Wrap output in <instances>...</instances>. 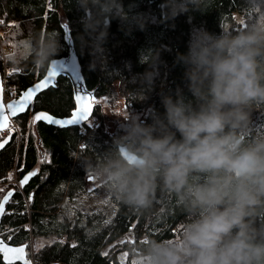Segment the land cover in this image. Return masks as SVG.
<instances>
[{
	"label": "trees",
	"instance_id": "1",
	"mask_svg": "<svg viewBox=\"0 0 264 264\" xmlns=\"http://www.w3.org/2000/svg\"><path fill=\"white\" fill-rule=\"evenodd\" d=\"M121 2L129 19H112L106 42L96 49L84 31L85 14L76 0H0V71L11 83L10 98L48 68L32 64L27 42L56 32L61 48L55 58L62 57L68 53L65 30L69 29L87 88L101 99L93 107V124L61 128L33 123L37 111L68 116L75 108L72 84L60 76L56 86L38 95L27 112L14 119L17 129L0 151V182L8 181L14 168L20 180L39 166L25 188L16 183L0 186V200L7 189H15L0 236L13 245L28 244L33 237L50 240L33 253L35 264H124L122 251L132 264L131 256L149 239L179 238L189 217L172 193L158 189L153 206L137 212L112 196L103 182L89 188L88 177H96L87 173V162L95 163L113 147L115 139L125 134L131 115L151 125L155 114L165 113L164 96L175 99L182 90L186 99L194 100L185 79L186 66L178 55L187 53L195 30L219 35L223 28L235 33L264 16V8L254 11L251 0H200L174 19L163 15L161 5L166 0ZM139 14L146 21L143 29L136 22ZM155 52L159 53L158 75L153 89L146 91L140 77L152 69L142 58L147 61ZM108 106L116 107V124L106 113ZM252 120L249 139L264 135V104L254 105ZM27 251L32 254L30 245ZM0 264H8L1 253Z\"/></svg>",
	"mask_w": 264,
	"mask_h": 264
},
{
	"label": "clouds",
	"instance_id": "2",
	"mask_svg": "<svg viewBox=\"0 0 264 264\" xmlns=\"http://www.w3.org/2000/svg\"><path fill=\"white\" fill-rule=\"evenodd\" d=\"M199 3L166 0L161 8L165 19H174ZM76 4L96 49L112 19H129L121 0ZM251 6L262 9L264 0ZM136 22L143 29L144 14ZM221 29L219 35L195 30L187 53L178 55L194 100L182 90L175 99L164 96L165 113L155 114L151 125L131 115L113 147L87 162V173L133 210L150 209L161 189L189 217L179 238L140 246L135 264H264V135L248 138L253 107L264 104V16L235 33ZM26 47L32 64L45 69L61 45L52 32L33 36ZM158 62V52L142 58L152 69L140 77L146 91L154 87Z\"/></svg>",
	"mask_w": 264,
	"mask_h": 264
},
{
	"label": "water",
	"instance_id": "3",
	"mask_svg": "<svg viewBox=\"0 0 264 264\" xmlns=\"http://www.w3.org/2000/svg\"><path fill=\"white\" fill-rule=\"evenodd\" d=\"M65 40H66V43H67V46H68V53H67V55L62 56V57H58V58H54V62L47 68L46 73L40 79L36 80L34 83H32L31 85H29L26 89L22 90L15 97H12L10 99H7L5 97V95H4V75L0 71V89H2V91H0V105L3 106L4 115H6L8 117L7 126L5 127V130L9 128L10 123H11V118L14 119V118L20 116L21 114L27 112V110L31 106L32 102L37 97V95L40 94L41 92H43L44 90H47L50 87L56 86L57 81H58V78L60 76L67 77L70 80L71 84H72L74 99H75V103H76L75 108L72 110L71 114L68 115V116H57V115H54V114H52V113H50L48 111H43V110L40 111L38 114L44 113V114L53 116L55 119H70L72 117V114L80 106L78 104L77 100H76V96H77L78 93L79 94H85V93H87V94L90 95V97H95V92L93 90H90V89L87 88L86 81H85V77H84L83 72H82L81 64H80L79 58H78V56L76 54V50H75V46H74V41H73V38H72V34H71V31L69 29H66L65 30ZM53 65H55L56 71L59 73V75H57L54 78L55 85L54 86L50 85L49 87L44 88L41 91L37 92L32 97L31 103L28 106H26V108L24 110L17 111V113L15 115H12L11 114V110H9L7 108V105L8 104H11V103H14L15 101L20 100L25 92H27L30 88H34L37 83H40L47 76L48 71L51 70V68H52ZM41 121H43V120H41ZM43 122L49 124L46 121H43ZM84 122H86V121H80L77 124H74V125H65V126L56 125V124H50V125L58 126V127L63 128V127H70V126H78L80 124H83ZM13 134H14V131H10L7 135H5L3 138L0 139V142H3L5 140H7V143L4 144V147L3 148H0V151L2 149H4L7 144L10 143V141L12 140ZM38 170H39V168L38 167H35V168L29 170L28 172H26L23 175V177L20 178L19 187L21 189L25 188L28 185V183L30 182V180L38 173ZM32 172H35V175L34 176H31L30 179L28 180V182L26 184L21 185V181L24 180V178L26 176H28L29 173H32ZM89 177H93V176H89ZM89 177H88V179H89ZM89 180H92V179H89ZM9 191H11L13 193L12 196L14 195L15 189L14 188H11V189H9L4 194V196L7 195V193ZM4 196L2 197V199L0 200V202L3 201ZM10 199L8 200V202L10 201ZM7 203L4 204V213H5L6 209H7ZM3 215H0V225L2 223ZM0 242H3V244L7 245L10 248H20V247H24L25 254H26V245H13L10 242H8L7 240H5L4 238H2L1 236H0ZM0 253L3 256V259L5 261H7L5 259L4 253L3 252H0ZM24 260L30 261V264H33V262H32L31 259H26V257H24ZM24 260H19L18 259V260H15V261H20V262L24 263Z\"/></svg>",
	"mask_w": 264,
	"mask_h": 264
},
{
	"label": "snow or ice",
	"instance_id": "4",
	"mask_svg": "<svg viewBox=\"0 0 264 264\" xmlns=\"http://www.w3.org/2000/svg\"><path fill=\"white\" fill-rule=\"evenodd\" d=\"M57 75H59V73L56 71L55 65H53L51 70L48 71L47 76L40 83H37L34 88H30L27 92H25L20 100L7 105V108L11 110V114L15 115L17 111L24 110L26 106H28L31 103L32 97L37 92L41 91L44 88L49 87L50 85L54 86L55 85L54 78ZM0 91H2V89H0ZM76 100L80 106L72 114V117L70 119H55L53 116L40 113L35 116L33 123H35L36 121L43 120L48 122L49 124L65 126V125H74L79 123L80 121H89V119L93 115V105L97 103L95 97H90V95L87 93L85 94L78 93L76 96ZM7 121H8V117L4 115L3 106L0 105V134H2V132L5 130V127L7 126ZM8 130L11 131L12 129L9 127ZM5 143H7V140L0 142V148H3ZM34 175L35 172L29 173V175L26 176L24 180L21 181V185L26 184L30 179V177ZM8 179H11V176H9ZM89 179H93V177H89ZM0 191H3V189H0ZM12 194L13 193L9 191L7 195L4 196L3 201L0 202V215L4 214V204L8 202ZM0 252L4 253L5 259L7 260L8 264H13V261L18 259L24 260L25 257L24 247L10 248L7 245L3 244V242H0ZM24 264H30V261L24 260Z\"/></svg>",
	"mask_w": 264,
	"mask_h": 264
},
{
	"label": "rangeland",
	"instance_id": "5",
	"mask_svg": "<svg viewBox=\"0 0 264 264\" xmlns=\"http://www.w3.org/2000/svg\"><path fill=\"white\" fill-rule=\"evenodd\" d=\"M64 24H65V22H64ZM66 25V24H65ZM0 33H1V31H0ZM6 52H8V51H5V53ZM8 77H6V80H8L7 79ZM4 79H5V77H4ZM9 83V82H8ZM10 84V83H9ZM11 89H12V86H10V88L8 89V94H10V91H11ZM9 98H10V96H9ZM95 99H96V101L98 100V101H101V99H98V98H96L95 97ZM93 107H94V105H93ZM108 111H106V113H107V115L109 116V119H112L113 121H114V123H115V118L117 117V113L115 112V110H116V107H115V109L114 108H109V106L106 108ZM35 118V114L33 115V119ZM12 120V119H11ZM14 120V119H13ZM94 122H96V120L93 118V117H91L90 119H89V123H94ZM112 123V122H111ZM114 123H112L113 124V126H114ZM11 124V123H10ZM116 124V123H115ZM112 127V126H111ZM10 128H12V126H10ZM108 130H111V128L109 127L108 128ZM5 132L6 133H8L9 132V130L7 129V130H4L3 132H2V134H0V136H2V135H4L5 134ZM4 137V136H3ZM38 142V141H37ZM36 167H38L39 168V166L37 165ZM16 172H17V170H16V168H14L13 169V175L11 176V179H9L8 181H6V182H0V186L1 185H7L8 183H16V184H18V186H19V182H18V179L15 177V174H16ZM102 181H100V180H98L97 178L96 179H92L91 181H89L88 182V187L89 188H93V187H96V186H98L100 183H101ZM11 189V188H10ZM9 189H7V191H8ZM6 191V192H7ZM5 192V193H6ZM3 238V237H2ZM9 239V238H8ZM7 239V240H8ZM124 240V238H121V239H119V241H123ZM48 241H50V240H45V239H43V238H36V237H33V238H31V240H30V242L27 244V245H30V248H31V253L32 254H29V252L27 253V257H29L31 260H32V262H33V264H35V261H34V258H33V253L36 251V250H38L40 247H42L43 245H45ZM23 245V244H22ZM111 247V244L110 245H108L107 247H105L104 248V252H107L108 250H109V248ZM119 256H120V258H122V261H123V263L124 264H129V263H127V257H128V253L127 252H124V251H122V252H120L119 253ZM131 262H132V264H134V262H135V255H132L131 256Z\"/></svg>",
	"mask_w": 264,
	"mask_h": 264
},
{
	"label": "built area",
	"instance_id": "6",
	"mask_svg": "<svg viewBox=\"0 0 264 264\" xmlns=\"http://www.w3.org/2000/svg\"><path fill=\"white\" fill-rule=\"evenodd\" d=\"M4 77H5V79H4V95H5V97L8 99L9 96H10V94H8V89L10 88L11 83L9 84V83L7 82V80H6L7 75H6V74H4ZM10 126H12L11 129H17V124H16V122H15L14 120L11 121ZM10 126H9V127H10ZM6 130H7V129H6ZM9 132H10V131H9ZM9 132H8V133H9ZM8 133L5 132L4 136L7 135ZM15 177H16V174H15ZM16 178H17V177H16ZM17 179H18V178H17ZM18 182H20L19 179H18Z\"/></svg>",
	"mask_w": 264,
	"mask_h": 264
},
{
	"label": "flooded vegetation",
	"instance_id": "7",
	"mask_svg": "<svg viewBox=\"0 0 264 264\" xmlns=\"http://www.w3.org/2000/svg\"><path fill=\"white\" fill-rule=\"evenodd\" d=\"M50 88H48L47 90H49ZM47 90H44L43 92H41L40 94H42V93H44L45 91H47ZM90 90H93V89H90ZM94 91V90H93ZM40 94H38V95H40ZM17 94H13V96H11V98L12 97H15ZM37 95V96H38ZM96 97V96H95ZM37 98V97H36ZM35 98V99H36ZM40 111H37V112H35V116L39 113ZM89 123V121H86V122H84L83 124H80V125H78L79 127L81 126V127H84L86 124H88ZM4 135H2L1 136V138L3 137ZM23 245H26V254H25V257H26V259H30L29 257H27V250H28V245L26 244V243H24ZM13 262H16V261H13ZM17 262H20V261H17ZM22 263V262H21ZM24 264V263H23Z\"/></svg>",
	"mask_w": 264,
	"mask_h": 264
},
{
	"label": "bare ground",
	"instance_id": "8",
	"mask_svg": "<svg viewBox=\"0 0 264 264\" xmlns=\"http://www.w3.org/2000/svg\"><path fill=\"white\" fill-rule=\"evenodd\" d=\"M11 119H12V118H11ZM14 119H15V118H14ZM12 120H13V119H12ZM12 120H11V121H12ZM15 130H16V129H12L11 131H15ZM7 241H8V240H7Z\"/></svg>",
	"mask_w": 264,
	"mask_h": 264
}]
</instances>
